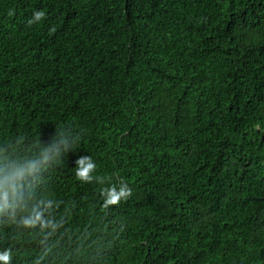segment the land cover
Returning a JSON list of instances; mask_svg holds the SVG:
<instances>
[{"label":"trees","instance_id":"trees-1","mask_svg":"<svg viewBox=\"0 0 264 264\" xmlns=\"http://www.w3.org/2000/svg\"><path fill=\"white\" fill-rule=\"evenodd\" d=\"M54 139L11 264H264V0H0V147Z\"/></svg>","mask_w":264,"mask_h":264},{"label":"clouds","instance_id":"clouds-1","mask_svg":"<svg viewBox=\"0 0 264 264\" xmlns=\"http://www.w3.org/2000/svg\"><path fill=\"white\" fill-rule=\"evenodd\" d=\"M14 14V13H10ZM45 12L35 11L29 25L45 18ZM54 32L55 28L50 29ZM20 143V141H17ZM70 144L67 140H53V142L40 150L35 156H17L8 148L0 147V222L7 218L9 222L20 223L25 227L54 228L56 225L45 217V213L52 209L53 200L34 199V188L42 171L51 165L62 152L68 151ZM75 175L82 183H91L100 180L94 176L97 165L91 155L78 156L75 162ZM119 186L112 184L101 190L104 205H118L132 195L128 183L120 178ZM11 251L0 252V262L11 264Z\"/></svg>","mask_w":264,"mask_h":264}]
</instances>
